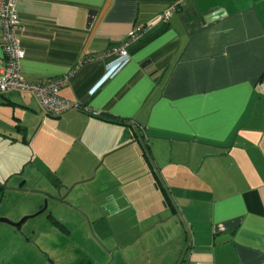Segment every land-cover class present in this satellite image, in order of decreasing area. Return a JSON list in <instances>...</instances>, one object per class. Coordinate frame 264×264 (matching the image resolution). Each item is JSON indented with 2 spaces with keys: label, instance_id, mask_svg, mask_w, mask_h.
I'll use <instances>...</instances> for the list:
<instances>
[{
  "label": "crops",
  "instance_id": "obj_1",
  "mask_svg": "<svg viewBox=\"0 0 264 264\" xmlns=\"http://www.w3.org/2000/svg\"><path fill=\"white\" fill-rule=\"evenodd\" d=\"M15 6L21 76L70 74L58 94L82 108L0 93V140L18 150L0 161V193L18 196L0 216L63 199L20 224L22 245L46 264H264V0ZM152 23L128 58L106 55Z\"/></svg>",
  "mask_w": 264,
  "mask_h": 264
},
{
  "label": "built area",
  "instance_id": "obj_2",
  "mask_svg": "<svg viewBox=\"0 0 264 264\" xmlns=\"http://www.w3.org/2000/svg\"><path fill=\"white\" fill-rule=\"evenodd\" d=\"M182 2H177L166 8L155 23H166L171 15L180 10ZM154 27L148 24L142 28L131 30L118 44L112 46L107 56L129 57V48L142 40ZM20 20L15 6V0H0V39L2 51V66L0 68V93L18 90L32 93L42 111L52 116H61L72 109H82L74 101L61 97L58 92L63 88L70 74L40 81H27L21 76V61L24 50L19 38Z\"/></svg>",
  "mask_w": 264,
  "mask_h": 264
},
{
  "label": "rangeland",
  "instance_id": "obj_3",
  "mask_svg": "<svg viewBox=\"0 0 264 264\" xmlns=\"http://www.w3.org/2000/svg\"><path fill=\"white\" fill-rule=\"evenodd\" d=\"M17 152L18 150L15 148V146H11L7 142H3L0 140V161L5 165H7L5 162H8L9 164L12 163V161L18 156L16 155ZM17 197V195H10V197L8 198V196L4 197L3 194L0 193V203L1 201H13V199H16ZM10 209H13V207L10 206ZM33 219H27L26 221L31 222V220ZM11 227V225L0 222V264H46V261L43 262L42 255H38L36 253L33 245H29L26 247L22 245L23 243H21V238L25 239L29 235L28 230L26 231L24 229L15 228L18 234L17 235L1 229ZM21 245L24 248H22Z\"/></svg>",
  "mask_w": 264,
  "mask_h": 264
},
{
  "label": "water",
  "instance_id": "obj_4",
  "mask_svg": "<svg viewBox=\"0 0 264 264\" xmlns=\"http://www.w3.org/2000/svg\"><path fill=\"white\" fill-rule=\"evenodd\" d=\"M6 183L5 182H0V186H3L5 189H7V186L5 185ZM10 189V188H8ZM11 189H14V188H11ZM59 195V194H58ZM48 198H52L54 200H58V201H62L63 199L60 198L59 196H53V195H46L45 199H44V202H43V206L38 209L35 213L31 214V215H26L24 217H22L19 221L17 222H14V221H11L10 219L6 218V217H0V222H3V223H6L8 225H11L12 227L14 228H17L19 229V226L20 224L27 220V219H33L35 217H37L38 215L42 214L46 209H47V199Z\"/></svg>",
  "mask_w": 264,
  "mask_h": 264
},
{
  "label": "trees",
  "instance_id": "obj_5",
  "mask_svg": "<svg viewBox=\"0 0 264 264\" xmlns=\"http://www.w3.org/2000/svg\"><path fill=\"white\" fill-rule=\"evenodd\" d=\"M147 147H148L147 145H146V147H144V150H145L144 156H145V157H147V155H146V151L148 150V148H147ZM156 183H157V186H158V188H160V189H161V191H163V192L165 193V191H164V189H163L162 185H161V184H159V181H158V180L156 181Z\"/></svg>",
  "mask_w": 264,
  "mask_h": 264
},
{
  "label": "flooded vegetation",
  "instance_id": "obj_6",
  "mask_svg": "<svg viewBox=\"0 0 264 264\" xmlns=\"http://www.w3.org/2000/svg\"><path fill=\"white\" fill-rule=\"evenodd\" d=\"M43 206V205H42ZM19 221V220H18Z\"/></svg>",
  "mask_w": 264,
  "mask_h": 264
}]
</instances>
